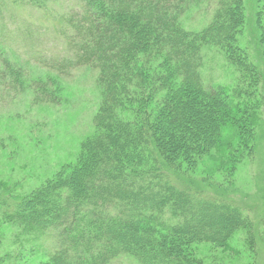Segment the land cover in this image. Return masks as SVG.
Returning a JSON list of instances; mask_svg holds the SVG:
<instances>
[{
    "label": "rangeland",
    "instance_id": "374dc122",
    "mask_svg": "<svg viewBox=\"0 0 264 264\" xmlns=\"http://www.w3.org/2000/svg\"><path fill=\"white\" fill-rule=\"evenodd\" d=\"M83 4L55 0L54 6L57 11H80ZM216 6L217 1L191 4L180 20L182 29L200 34L213 20ZM236 6L240 9L236 45L248 54L255 75L229 58L227 46L214 43L202 47L200 72L204 86L217 89L212 113L229 123L247 121L250 133L227 128L214 144L198 149L195 138L202 132L197 131L205 125L176 124L172 133L177 142L186 139V144L169 156L173 166L168 175L182 189L231 204L243 213L246 223L225 245L177 240L156 228V241L166 238L163 244L174 246L178 258L189 264H264V0H239ZM20 11L7 29L10 35L32 37L43 53L58 52L61 39L55 28L43 29L42 22L47 21L34 9ZM23 45L11 48L0 40V57L17 78L16 89L0 104V264H51L55 241L48 238L50 231L17 217L21 203L50 184L65 182L89 157V143L111 132L143 127L158 136L171 102L177 107L193 96L208 106L211 102L195 95L183 82L178 65L155 45L134 54L131 73L118 82L115 97L108 96L114 83L106 88L101 72L85 68L70 80L58 78L30 60L31 53ZM107 108L114 115V128L108 121L101 125L95 121ZM147 150L149 154L152 148ZM124 158L120 155L127 168H137L139 163L143 164L139 169L155 168L147 156L142 162ZM163 219L177 223L168 213ZM119 259L115 264H140L131 256Z\"/></svg>",
    "mask_w": 264,
    "mask_h": 264
},
{
    "label": "trees",
    "instance_id": "16d2710c",
    "mask_svg": "<svg viewBox=\"0 0 264 264\" xmlns=\"http://www.w3.org/2000/svg\"><path fill=\"white\" fill-rule=\"evenodd\" d=\"M203 1H217L213 20L200 34L186 32L181 18L191 4ZM81 2L84 4L80 11H57L55 0H0V40L11 48L24 43L23 49L31 53L30 60L58 78L70 80L85 68L101 72L106 88L114 83L108 93L111 97L116 96L118 82L130 75V62L138 49L155 45L178 65L183 82L195 95L205 96L211 103L208 106L196 96L177 107L171 102L163 133L158 136L150 132V127H143L111 132L89 143V157L81 167L65 182L50 184L27 203L24 201L25 205L21 203L19 208L23 209L17 217L50 231L48 238L55 241L49 254L51 264H115L124 256H131L140 264H189L178 258L174 246L163 244L166 238L162 243L156 241V228L177 240L225 245L232 233L246 223L243 213L231 204L182 189L168 175V168L173 166L169 156L173 157L186 144V139L176 141L172 133L176 124L205 125L203 131H197L204 133L195 138L198 149L214 144L215 137L222 136L227 128L250 133L246 130L247 121L232 119L229 123L228 118L212 113L217 89L204 86L200 72L202 47L214 43L227 46L229 58L255 75L248 54L236 45L239 0ZM25 8L40 12L47 21L42 22L43 29L55 28L61 39L58 52L43 53L32 37L10 35V22L18 19L20 10ZM16 84L14 69L0 57V104L16 89ZM104 120L114 128L110 108L95 119L99 125ZM147 148H152L149 154ZM120 155L125 160L141 162L147 156L155 168L139 169L142 163L137 168H127ZM167 213L177 223L165 221Z\"/></svg>",
    "mask_w": 264,
    "mask_h": 264
}]
</instances>
